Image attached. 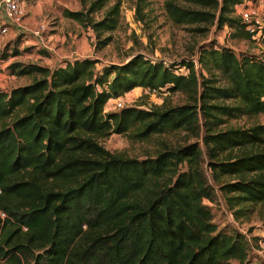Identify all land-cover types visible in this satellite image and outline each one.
<instances>
[{
	"label": "trees",
	"instance_id": "obj_1",
	"mask_svg": "<svg viewBox=\"0 0 264 264\" xmlns=\"http://www.w3.org/2000/svg\"><path fill=\"white\" fill-rule=\"evenodd\" d=\"M106 1L62 10L90 28L96 48L108 44L101 36L119 17L115 3L92 20ZM243 1L166 0L163 8L174 25L226 28L254 41L233 15ZM62 65L13 62L12 73L36 78L0 91V264H251L248 241L218 229L211 208L238 220L247 205L264 204V124L220 129L226 119L264 116V62L209 45L198 51L196 70L191 59L168 66L141 55L99 73L95 60ZM137 88L179 92L188 102L103 111ZM200 129L203 151L187 144L141 161L99 144L111 134L142 142Z\"/></svg>",
	"mask_w": 264,
	"mask_h": 264
},
{
	"label": "rangeland",
	"instance_id": "obj_2",
	"mask_svg": "<svg viewBox=\"0 0 264 264\" xmlns=\"http://www.w3.org/2000/svg\"><path fill=\"white\" fill-rule=\"evenodd\" d=\"M91 1L31 0L29 6L35 8L36 2L41 7L40 14L36 15L37 23L42 21L47 23L51 32L54 29V34L51 32L43 34L37 41L29 35L19 36L10 32L0 41V91L9 92L16 87L28 85L36 78V76H17L12 73L9 65L13 62L23 65L37 64L54 67L60 66L65 59L71 62L89 59L96 61L94 69L99 73L103 68L125 63L130 57L136 55H141L151 62H162L168 66L175 65L195 58L201 47L209 45L227 48L237 57L255 56L264 62V44L258 41L234 39L226 28L217 30L213 26L206 29L207 31L196 32L195 30L203 27L174 25L166 17L163 8V3L166 0L143 1L142 21L140 22H136L134 19L136 0H107L105 5L90 17L93 21H98L107 8L118 3L117 26L113 31L101 36V38L109 37L108 44L105 47L96 48L94 34L88 26L62 17V10L84 11ZM247 5L260 6L256 0H244L240 7L234 9L233 15L238 17L237 12ZM261 5L264 8V2ZM55 30L58 31L55 32ZM56 36L59 38L58 41L52 42L53 46L48 51L39 47L47 39ZM120 99L128 102L126 107L145 110L160 106L163 101L170 106L188 102L187 96L179 92L168 93L161 90L149 95L140 88L124 94ZM112 104L110 100L105 105L108 113L114 112ZM257 124H264L263 115L226 119L220 129L229 127L247 129ZM202 131L200 129L198 135L183 130L164 132L153 135L142 142L134 139L130 132L120 135L111 134L100 139L99 144L104 151L110 154H121L127 158L141 161L145 157H153L162 152L164 148L182 147L187 144H195L203 151L200 142ZM185 170L184 164L179 167V171ZM204 175L209 176L206 172ZM227 180L224 178L222 181L227 182ZM204 203L207 204V202ZM211 210L212 223L218 229L223 228L229 233L231 230H235L245 237L252 260L255 257L253 254V250L256 248L255 242L264 240V204L247 205L238 220H235L229 212L221 207L219 209L218 206H213Z\"/></svg>",
	"mask_w": 264,
	"mask_h": 264
},
{
	"label": "built area",
	"instance_id": "obj_3",
	"mask_svg": "<svg viewBox=\"0 0 264 264\" xmlns=\"http://www.w3.org/2000/svg\"><path fill=\"white\" fill-rule=\"evenodd\" d=\"M25 1L26 0H0V41L8 33H10L12 29L15 28V30H17L22 27L23 11L21 9V5ZM256 1L260 6L251 7L247 5L237 12V16L240 18L241 22L245 24V30L249 34H252L251 39L254 41H258V39L261 37V32L264 30V8L261 5L264 0ZM240 6L241 4L235 6L234 9H237ZM46 29L47 25L42 23L32 29L29 33L34 38H40ZM191 61L195 65L194 68L196 70V57L191 59ZM143 91L149 95L156 93L154 91L149 92L147 89ZM111 101L113 103L112 109L114 111L122 109L126 107V104H128V102H125L120 98ZM103 111L107 112L108 110L106 107H104ZM0 217L2 218L3 215L0 214ZM255 243L256 248L253 250L255 257L251 260V264H264V240H259Z\"/></svg>",
	"mask_w": 264,
	"mask_h": 264
},
{
	"label": "crops",
	"instance_id": "obj_4",
	"mask_svg": "<svg viewBox=\"0 0 264 264\" xmlns=\"http://www.w3.org/2000/svg\"><path fill=\"white\" fill-rule=\"evenodd\" d=\"M31 2V0H27V1H25L24 3H22V5H21V9H22V11H23V19H22V27L21 28H19V29H17V30H15V28L14 29H12L11 30V33H16V34H18L19 36L20 35H29V36H31L30 35V31L32 30V29H34L35 27H37L39 24H42V23H44L43 21L42 22H38L37 23V18H36V15H39L40 14V12H39V10L41 9V7L40 6H38L37 4L38 3H36L35 2V8H33V7H31V6H29V3ZM37 12V13H36ZM44 24H46L47 25V29H46V31H44L43 32V34H46V33H50L51 32V30H50V28H49V25L47 24V23H44ZM53 30V32H54V29H52ZM56 31H58V30H55V32ZM53 32H51V34H54ZM43 34H42V36H43ZM56 34V33H55ZM41 36V37H42ZM62 36V35H61ZM32 37V36H31ZM41 37L40 38H34V37H32V38H34V40H40L41 39ZM58 36H56L55 38H52V39H47V41L45 42V43H41L40 45H39V47H41L42 49H45V50H49V49H51L52 48V46H53V44H52V42H57L58 41ZM64 62H71V61H69V60H67V59H65L61 64H60V66H63L62 64L64 63ZM48 67V66H47ZM56 67H59V65L57 66H54V67H48L49 69H54V68H56ZM138 89V88H137ZM137 89H134V90H132V91H135V90H137Z\"/></svg>",
	"mask_w": 264,
	"mask_h": 264
}]
</instances>
